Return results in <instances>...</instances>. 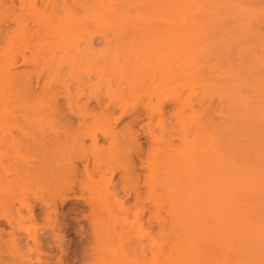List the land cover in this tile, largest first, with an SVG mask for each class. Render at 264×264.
Instances as JSON below:
<instances>
[{
    "label": "bare ground",
    "instance_id": "1",
    "mask_svg": "<svg viewBox=\"0 0 264 264\" xmlns=\"http://www.w3.org/2000/svg\"><path fill=\"white\" fill-rule=\"evenodd\" d=\"M14 1L0 0V10L11 9L10 20L15 25L13 34H16L20 27L28 29L33 34L38 32L40 24L37 15L41 12L43 21L49 23H53L62 13L66 15L67 24L60 32L61 41L64 42L67 36L73 33H77L74 38L80 39L75 43L72 41L74 44L70 45L75 54L67 63L69 67L67 73L61 74L63 66L60 65L54 75L52 64L46 68L49 76L47 82L41 81L44 69L36 71L35 74L26 70L21 72L14 70L19 65L37 66L40 63L39 59L26 55V50L30 48L28 42H22L9 57L4 75L8 80L15 82L16 87L14 93L11 91L0 93V105L4 107L1 115L3 117L0 118V220H5L11 228L6 232L0 230V264H32L33 252H36V261H42L44 253L41 249L50 244L49 239L53 241L52 246L59 248L67 246L64 233L71 222L67 217L78 209L76 205L67 206L74 199L82 201L81 204L87 207V210L82 208L79 210L91 228L89 233L83 224L77 225L80 232V240L78 239L77 243L81 246L97 245L101 262H104V258L100 244L105 245L109 240H113L116 229L111 225L120 219L127 220L132 217V224L135 226L138 224L140 228L143 227L141 222L145 221L151 230L150 233L156 227L162 228L161 235L169 245L173 222H167L165 225L163 213L168 216H184L185 213L200 212L201 208L195 207L191 199L193 191L198 192L195 187L197 188L199 184L201 188L198 189L201 190L202 187L206 189V186L210 190L211 187L213 190L216 187V183H211L213 178H209L208 173L206 176L211 179L210 182L208 178L203 177L205 173L202 177L211 185L204 188V185L201 186L203 181L199 182L202 171L209 169V166L203 168L204 157L197 153L191 156H177L175 152L173 154L169 150L173 149L174 140L179 138L185 141L192 134L194 137L204 126V122L199 123L197 120L189 124L183 119H177L178 121L173 119L174 116L178 118L184 114L182 112L187 107H193L191 100L182 96V91L175 92L179 84L173 85V81L183 73L185 62L183 60L181 67L178 68L179 74H173L171 67L174 58L171 59L169 55L156 58L143 68L133 62L139 58L140 52L127 64H111L112 68L106 63L101 64V61L90 58L89 55L94 54L92 41L97 35L103 33L104 47L114 39L107 37L103 21L116 22L121 14L132 9L148 13L146 17L144 16L147 25L142 28L120 27L114 35L125 38H121L117 44H122L126 40L133 42L137 36L147 32L155 34L165 32L168 36L175 35L181 40L184 38L183 34H186L187 26L193 27L203 22V18L196 17V14L190 16L191 18L183 15L187 3L193 0H117L115 8L101 15L104 20L98 16L102 0H17L19 5ZM251 1L252 6L264 5V0ZM143 8L149 12L142 11ZM178 12L183 17L181 21L177 20ZM209 14L208 18L212 17L213 13ZM29 20L36 24V29L29 26ZM8 34L5 33V38ZM1 36H4L2 31ZM82 43L84 45L80 47ZM148 50L150 49L145 48L142 53ZM147 59L151 60L152 55L150 54ZM93 74H96L97 80L89 85L85 77ZM75 84L76 90L72 91ZM136 91L142 92L141 99L133 103L127 101L128 96ZM59 98H65L66 102L61 103ZM31 99H36L35 103L27 104V100ZM24 101L26 103H22L23 113L20 118L14 109H6L10 102L21 104ZM169 104L175 105L176 109L169 113L170 121L165 122L159 116L166 112V106ZM139 106L141 110L137 109ZM30 111L37 117L28 119L30 114L27 112ZM134 113L137 114L121 129L114 130V123ZM73 117L77 118V123H74ZM145 118L146 121H143ZM24 119L28 121L24 123ZM12 122L19 130L26 128V132L31 133L24 141L23 147L26 151L36 153L34 161L27 162L21 159L22 153L17 145L18 135L4 132V128ZM142 122L150 129L139 132L136 126L142 127V124L140 125ZM157 130L162 133L157 135ZM194 130L197 132L192 133ZM142 134L149 136L150 151L143 148L138 140ZM99 136L109 138L108 145H100ZM85 139H89L90 143L86 144ZM162 143L163 150L158 146ZM211 158L216 160L215 156ZM77 162L81 163L82 169L77 166ZM138 162L143 163V167L148 170L147 174L139 172L141 167ZM216 164L214 167L217 169L218 163ZM215 168L212 169L218 173ZM118 172H121V175L113 182ZM213 190L211 191H216ZM212 192L211 198H215L213 197L215 193ZM129 199L133 202L127 204L126 201ZM15 203H18V206ZM37 205L40 206L38 211L35 209ZM59 206L67 209L61 212L58 210ZM41 216L49 231L40 230L37 223L33 225L25 223L27 220L37 221ZM100 220L105 224V228ZM21 232H25L32 243L28 240L22 244L19 236ZM44 234L50 235L43 237ZM82 238H85V241ZM159 241L152 236L151 244L155 246ZM153 245L151 254L157 256L159 249L153 248ZM24 246L28 249H24ZM135 246H143L141 237L133 240L128 238L127 242H122L121 254L125 257L131 256L132 248Z\"/></svg>",
    "mask_w": 264,
    "mask_h": 264
},
{
    "label": "rangeland",
    "instance_id": "2",
    "mask_svg": "<svg viewBox=\"0 0 264 264\" xmlns=\"http://www.w3.org/2000/svg\"><path fill=\"white\" fill-rule=\"evenodd\" d=\"M193 1L198 4L196 5ZM193 1H190L193 2L192 4L187 3V9L184 8V10L189 13L187 12V14L183 10V15L191 18L196 14V17L203 18V22L200 21V25L197 23L193 27L187 26L186 34H183L184 38L181 40L175 35L168 36L165 32L156 34L147 32L137 36L133 42L126 40L122 44H117L121 38H125L114 35L120 27L142 28L147 25L144 18L148 13L132 9L121 14L116 22L103 21L107 37L114 39L104 47L103 33L97 35L92 41L95 55L91 54L89 57L109 66L116 63L125 65L140 52L139 58L133 62L143 68L156 58L160 59L169 55L171 59L174 58L171 67L173 74H179L178 68L181 67L184 60V71L173 81V85H180L176 86L175 92L182 91V96L191 100L193 107H187L182 112L184 114L178 118L174 116L173 119H183L189 124L197 120L199 123L204 122V126L198 130L199 134L194 137L192 134L185 141L179 138L174 140L173 149L169 150L173 154L175 152L177 156H191V154L197 153L204 157L203 168L206 169V166H209V169L204 170L205 172L202 171L199 182L203 181L201 186L204 185L205 188L206 185H211L207 183L213 178L214 181L212 180L211 183H216V189L213 190L211 187V190H216L217 193L216 191L212 192L208 186L206 189L202 187V191L199 184L197 188L195 187L198 192L193 191L191 199L195 203H192L195 207L201 208L200 212L185 213L184 216H168L163 213L165 225L167 222H173L171 224L173 231L170 234V239L168 238L169 245L165 243L160 227H156L150 233L151 230L148 229V224L145 221L141 222L143 223L142 228L138 224L136 226L132 224V217L127 220L115 221L113 226L111 225L116 229L113 240H109L105 245L104 243L100 244L104 262L99 260L100 252L98 253L97 245L81 246L77 243V240H80L77 225L83 224L89 233L91 228L89 223L82 218L79 210L81 208L87 210V207L81 204L82 201L71 200L72 202L70 201L67 207L76 205L78 209L76 208L77 211L67 217V220H71L68 224L70 229L68 228L64 233V241H67V246H62V248L52 246L53 241L49 239L50 244L41 249L44 253L42 261H36V252H33L31 255L32 264H264V5L252 6L253 1L251 0H248L250 4L247 0H243V3L242 0ZM116 2L117 0H102L103 4L98 11V16L115 8ZM14 3L19 5L17 0ZM193 4L195 6H192ZM199 5H204L206 8ZM189 6L192 8L190 9ZM206 9L209 10L208 13ZM142 11L149 12L144 8ZM209 12L213 15L211 14L212 17L208 18ZM10 13L11 9L0 10V31L4 35L0 37V93L5 91L14 93L16 83L5 78L4 72L10 55L22 42L30 44V48L25 52L26 55L33 59H39L40 63L37 66L19 65L14 68L15 71L26 70L35 74L36 71L44 69L42 82L48 81L49 76L46 68L52 64H54V75L58 72L60 65L63 66L61 74L67 73L69 68L67 63L75 54L70 45L73 46L80 37L74 38L77 33H73L68 35L64 42L61 41L60 32L67 24L66 15L61 13L53 23H49L43 21L41 12L37 15L40 24L38 32L33 34L28 29L20 27L19 31L13 34L12 30L15 25L10 20ZM129 15L131 16L129 17ZM177 15L179 18L176 17V19L181 21L182 15H179V12ZM28 24L36 29V24H33L32 20H29ZM5 33H9L7 38H5ZM83 45L84 43L80 47ZM145 48L150 50L142 53ZM150 54L152 59L148 60L147 57ZM19 59L21 58L19 57ZM85 80L89 82V85H92L97 80V76L93 74L90 77H85ZM39 90L37 89V91ZM71 90H76V84L75 87L72 86ZM141 95L142 92L136 91L126 100L131 103L137 102L141 99ZM35 101L36 99L27 100V104L35 103ZM59 101L64 104L66 99L59 98ZM22 103L24 104L26 101L19 103L20 105L10 102L6 109H14L15 114L20 118L23 113ZM3 108L0 105V118L3 117L1 116ZM137 109L141 110V106ZM175 109V105L169 104L166 106V112L159 117L163 118L165 122H169V113L174 112ZM118 113L119 111L116 112V114ZM137 113L129 114L123 120L114 123V130L121 129ZM27 114H30L28 119L37 117L33 116L31 111ZM28 119H24V123ZM72 119L74 123H77L76 117ZM213 119L214 121H212ZM143 121H146V118ZM143 123L145 124V122L140 123L142 127L136 126L139 132L150 129ZM26 131V128L19 130L14 122L4 128L5 133L18 135L19 143L17 145L22 153L20 157L29 162L36 159V153L26 151L23 147L24 141L31 134ZM196 132V130L192 131V133ZM161 133L160 130H157L156 134L160 135ZM138 140L143 148L150 151L149 136L142 134ZM108 141L109 138H100L99 136L100 145H108ZM85 143L89 144L90 140L85 139ZM158 146L163 150L164 143ZM213 156L216 157L215 161L218 163L217 169L214 167L217 164L211 158ZM206 162H208L207 165ZM76 164L80 169L83 168L81 163L77 162ZM138 164L141 167L139 172L147 174L148 170L143 167V163L138 162ZM210 166L218 170V173ZM206 173L211 178L210 180ZM120 175L121 172H118L113 182L117 181ZM202 176L208 178L209 182H206L207 180ZM215 176L216 179H214ZM216 180L218 181L216 182ZM198 187L200 188L198 189ZM211 192L216 194L213 195L216 199L211 198ZM131 202H133L132 199L126 201L127 204ZM15 204L18 206V203ZM39 207V205L36 206V211ZM67 207L59 206L58 210L64 212ZM24 213L27 214L26 210ZM100 221L105 228V224L102 220ZM25 223L27 225L37 223L40 230L49 231L45 227L43 216L37 221L27 220ZM10 228L5 220H0V230L6 232ZM26 235L25 232H21L19 235L22 244L29 240ZM49 235L44 234L43 237ZM152 236L155 240L162 242L159 241L154 246L151 244ZM137 237H141L143 246L133 247L131 256L125 257L121 254L122 242L125 243L128 238L133 240ZM82 239L85 241V238ZM29 243L32 241L29 240ZM152 245L153 248L159 249V255L152 256ZM24 249H28V247L24 246Z\"/></svg>",
    "mask_w": 264,
    "mask_h": 264
}]
</instances>
